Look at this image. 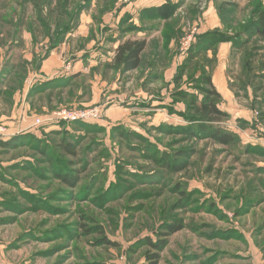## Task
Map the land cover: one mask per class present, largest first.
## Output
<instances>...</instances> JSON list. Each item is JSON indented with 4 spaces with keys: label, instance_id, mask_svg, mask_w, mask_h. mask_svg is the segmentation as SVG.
<instances>
[{
    "label": "rangeland",
    "instance_id": "1",
    "mask_svg": "<svg viewBox=\"0 0 264 264\" xmlns=\"http://www.w3.org/2000/svg\"><path fill=\"white\" fill-rule=\"evenodd\" d=\"M167 1L182 6L161 78L150 83L146 70H107L122 20L130 15L136 24L142 8ZM258 9L264 0H0V80L11 71L0 86V141L30 133L55 149L64 135H84L78 159L59 161V174L80 178L72 190L34 148L36 140L0 148V264H148L154 251L147 243L176 222L183 228L167 238L158 264H264V38L222 44L176 81L199 34L243 32ZM154 25L124 37L159 39L163 27ZM191 30L185 51L181 41ZM204 72L224 93L219 107L229 115L223 126L238 137L233 146L155 130L190 126L169 111L173 93L195 88ZM63 79L68 88L37 94ZM95 105L112 106L111 118L103 111L104 122L88 132L49 121L56 111ZM174 107L185 111L184 102ZM135 133L175 159L174 152L188 150L187 169L161 166ZM96 227L117 246L100 245Z\"/></svg>",
    "mask_w": 264,
    "mask_h": 264
},
{
    "label": "trees",
    "instance_id": "2",
    "mask_svg": "<svg viewBox=\"0 0 264 264\" xmlns=\"http://www.w3.org/2000/svg\"><path fill=\"white\" fill-rule=\"evenodd\" d=\"M181 6V2L174 3L167 1L158 7H149L141 11L139 16L140 23L145 24L154 22L162 25L163 29L159 39H126L124 36L128 32H135L137 30L144 29V27L135 24L124 27L127 25L126 22L130 19V15H127L125 18L123 17L124 19L121 24L122 28H118L121 36L113 41L114 43H117L118 46L113 51L114 58L112 63L107 67L120 71L123 74L146 70L148 74L145 82L154 83L159 80L161 78L160 69L169 65L168 57L166 55L169 48L168 42L176 36L175 24H173V22L176 21L175 15ZM220 10H223L222 7H220ZM254 14V19L243 32L230 35L226 32L213 30L199 34L197 36V43L191 49L188 59H186L182 67H180V72L177 75L176 81L178 82L182 80L184 75L196 69V67H191L193 62H198L204 56L206 57L207 53L210 51H217L218 47L222 44H230L233 47H237L243 44V38H264V10L260 11V9H258ZM168 30H171V32H168ZM161 38L162 40L164 39V44L163 48L160 46L161 49L158 50L159 43L161 44ZM151 56H153V58L148 62V59L151 58ZM47 59L48 56L43 58V61ZM5 72L7 74L0 80V86H3L11 75V71L7 68H5ZM73 78H77V76H73ZM189 78L193 84L195 80L194 74H189ZM262 78H264V75H262ZM55 80L48 82L47 87L43 88L41 85L37 89V94L42 95L43 92L49 91V94L52 95L57 89L68 88L71 85L69 79H63L61 81ZM196 83L197 85L195 88H192V85H189L185 88L179 89L176 93H173V104L171 105V109H169L171 114H177L179 117L188 122L190 126L187 125V127H178L177 129L173 126H159L156 127L155 130L162 131L161 133L169 135L174 134L172 132L175 131L180 132V134L186 133L189 137L200 140H210L218 145L226 147L237 144L238 137L236 134L223 126V123L229 119V115L219 107V101L222 96L215 88L212 74L204 72L202 78L196 80ZM203 86H205V88ZM178 102H184L185 111H175L174 105ZM71 124L75 128L85 131L96 127L92 125L93 123L85 122H72ZM125 135H129V133H126ZM133 137L137 142L146 144L145 149L147 152L149 154H153L154 158L158 157L159 159L156 158V162L161 166L166 164V167H170L174 173H180L187 169V158L191 154L188 150H179L174 152L173 154L176 156L175 159V157H172L169 153H160L158 149H154L152 151V146L148 145L147 140H145L142 135L135 133ZM78 138L79 139L77 141V138L74 135L71 137L64 135L57 142L56 148L51 149L49 146L47 147V145L42 146V142L39 139L36 140L32 134L28 133L26 135L14 137L8 141H0V148L4 150L17 149L18 146L22 147L24 145H29L32 141L34 142L36 140L33 144L34 148L37 146V152L48 159L49 164L55 173V177L72 190L78 186V183L80 182L79 176H73L69 170L59 174L60 170L58 166L59 164L64 163L63 158H69L71 160L78 159L80 155L78 143L82 138H84V135H81V137L79 136ZM60 160L62 163L59 162ZM67 162L70 164L73 161ZM78 174L80 175V172H78ZM67 195H70V193ZM96 228L97 229L95 230L97 232L99 231V234L101 235V239L99 241L100 245L111 247L117 246L115 243L107 239L104 230L101 227ZM182 228L183 226L181 222H176L173 225L169 224L166 227L165 233L162 235L163 239H159L156 243L151 240L147 243L154 251L153 254L147 255L148 264H158L159 253L166 248L167 238L181 231ZM232 232L235 233V231H226L225 236L231 235Z\"/></svg>",
    "mask_w": 264,
    "mask_h": 264
},
{
    "label": "built area",
    "instance_id": "3",
    "mask_svg": "<svg viewBox=\"0 0 264 264\" xmlns=\"http://www.w3.org/2000/svg\"><path fill=\"white\" fill-rule=\"evenodd\" d=\"M195 31H189L182 39V49L187 51L194 41ZM49 121H60L66 123L72 122H85V123H99L103 121V109L100 106L89 107L85 109L73 108V109H62L56 111L49 117ZM42 120L37 119L35 124H41ZM4 130L0 128V134Z\"/></svg>",
    "mask_w": 264,
    "mask_h": 264
},
{
    "label": "crops",
    "instance_id": "4",
    "mask_svg": "<svg viewBox=\"0 0 264 264\" xmlns=\"http://www.w3.org/2000/svg\"><path fill=\"white\" fill-rule=\"evenodd\" d=\"M165 2H163L162 4H164ZM162 4H159V5H149L148 7L146 6V7H144V8H142L140 11H139V13H138V15H137V20H135L137 23L135 24V23H133L134 22V20H130V19H132V17L130 16V19L128 20V22H126V24H128V23H133V24H135V25H138V26H143L144 28H146V26H152V27H155V25L154 24H158V25H160L159 23H154V22H150V23H145V24H142V23H140L139 22V16H140V13H141V11L143 10V9H145V8H149V7H158V6H160V5H162ZM175 17H176V15H175ZM177 18V17H176ZM135 19V18H134ZM151 24V25H150ZM148 40H150V39H148ZM117 46H118V44L116 45V47L114 48V50L117 48ZM223 46H225V45H223ZM221 52H222V48H221ZM110 53V52H109ZM108 58V57H107ZM111 59L109 60L110 61V63L109 64H111L112 63V61H113V58H114V52H113V54H112V57H110ZM51 59V58H50ZM49 59V60H50ZM48 59L46 60V61H44L43 62V66L49 61ZM95 60V59H94ZM51 62H53V60H51L50 61V63L47 65V67H49L50 66V64H51ZM108 64V65H109ZM107 65V66H108ZM106 69L108 70V69H110V68H108V67H106ZM111 70H114V69H111ZM116 71V70H115ZM136 72V71H135ZM133 73V72H132ZM126 74H130V73H126ZM214 81V80H213ZM214 83V85H215V82H213ZM139 92V91H138ZM220 94H221V96L224 94L223 92H221L220 90L218 91ZM137 94H141V91L139 92V93H137ZM227 94V96H228V93H226ZM140 97V96H139ZM108 99H113V100H115V98H108ZM124 99H127V97H125ZM95 100V99H94ZM114 103V102H113ZM95 106H97V105H95ZM90 107H92V106H90ZM111 107L112 106H109V107H105V108H103V111H105V113H104V116H107V118H111V112H110V109H111ZM222 110V109H221ZM106 114V115H105ZM122 114V113H121ZM102 122H104V120L102 121Z\"/></svg>",
    "mask_w": 264,
    "mask_h": 264
}]
</instances>
